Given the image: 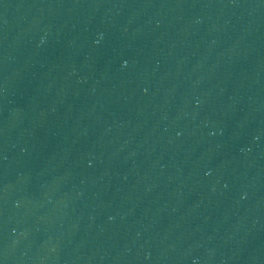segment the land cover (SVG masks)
Returning <instances> with one entry per match:
<instances>
[{
  "label": "water",
  "instance_id": "1",
  "mask_svg": "<svg viewBox=\"0 0 264 264\" xmlns=\"http://www.w3.org/2000/svg\"><path fill=\"white\" fill-rule=\"evenodd\" d=\"M0 264H264V0H0Z\"/></svg>",
  "mask_w": 264,
  "mask_h": 264
}]
</instances>
